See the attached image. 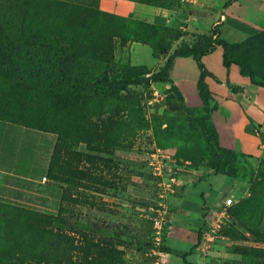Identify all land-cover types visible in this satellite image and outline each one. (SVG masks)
<instances>
[{"label":"rangeland","instance_id":"obj_1","mask_svg":"<svg viewBox=\"0 0 264 264\" xmlns=\"http://www.w3.org/2000/svg\"><path fill=\"white\" fill-rule=\"evenodd\" d=\"M69 1L83 3L110 15L104 26L115 35L112 38L110 62L117 66L134 67L129 71L130 83L122 88H114L112 86L128 79L123 72H108L98 77L97 83L87 94L81 92L76 97L70 91L66 95L60 90L59 94L46 97L35 91L31 96L34 104L25 105L23 97L27 96L22 91L0 89V114L40 129L47 125L44 119L50 116H45V112L39 110L44 106L45 98L51 113L65 100L69 106L75 103L80 106L78 115L75 112L66 114L69 125L66 136L61 140L55 137V144L66 148L67 176L74 180L73 183L65 184L46 177L37 183L16 181L13 187H7L9 198L0 197V221L14 215L17 208L54 214L62 206L66 208L67 224L80 222L79 230L82 233L108 236L120 232L113 236L127 242L131 226L134 225V216L130 211L133 207L126 202L127 197H148L157 202L158 190L147 165L150 153L159 152L169 156V163L173 165L169 168L176 171V184L184 181L188 188L199 181L201 171L198 168L209 169L212 153L207 130L213 111L211 105L214 103L209 101L207 107H203L199 101L196 104V87L193 85L191 89L194 94L189 90L197 70L189 57L182 61L185 66L178 67V73L184 74L181 79L187 89L185 94L170 77L173 60L169 70L163 74V81H153L163 64L151 70L157 63L155 57L163 54L164 62L163 58L175 47L172 45L174 41L171 42L172 46L164 43L166 38L174 36L172 33L156 26L153 21L101 9L99 0ZM155 2L172 9L175 6L174 0ZM253 15L240 12L236 17L248 18ZM237 35V38L241 37ZM148 45L153 52L150 53ZM176 47L183 48L181 44ZM162 49L166 50L162 53ZM243 54L241 52L237 56ZM213 58L214 55H211L201 63L205 69L211 66L215 72ZM257 58L254 67L264 69V55L260 53ZM143 66L153 74H140L144 71ZM232 75L237 79L231 80ZM102 76L106 77V81ZM113 77L115 81L112 82ZM255 79L260 80L258 77ZM107 80L111 82L109 85ZM238 80L240 82H235L238 85L250 82L246 76L237 73L236 66L231 65L229 81ZM211 87L212 90L217 88L215 84ZM88 145L105 148L106 154L111 153V159L91 157ZM76 167L82 173L76 172ZM254 168V177L249 186L246 185L244 196L236 200L232 198L226 219L217 213L207 215L206 211L202 217L194 214L199 204L210 202L207 192L203 191L208 186L202 181L187 193V199H190H185L188 215L181 211L179 205L183 194L180 197L172 193L168 195L164 201V236L159 244H154L146 252V257L150 258L140 261V264H207L210 258L232 259L242 264H264V242L256 230L259 208L264 199V159H258ZM210 175L206 179L209 187L213 190L220 188L221 180L225 177ZM79 177L82 179L79 180ZM64 188L66 200L61 199ZM197 190L201 192L197 194ZM261 223L264 224V214ZM94 224L95 227L91 226ZM75 229L74 226L70 230ZM160 247H165L166 251H160Z\"/></svg>","mask_w":264,"mask_h":264},{"label":"trees","instance_id":"obj_2","mask_svg":"<svg viewBox=\"0 0 264 264\" xmlns=\"http://www.w3.org/2000/svg\"><path fill=\"white\" fill-rule=\"evenodd\" d=\"M132 1L169 8L167 5L157 4L156 0ZM174 4V9L181 7L175 0ZM109 16L103 11L69 0H0V89L22 91L27 97L30 95L28 98L23 97L25 105L34 104L31 96L35 91L46 97L55 95L60 90L66 95L70 91L76 97H79L81 92L87 94L97 83L98 77L108 72L113 74L123 72L128 79L112 87L122 88L130 83L129 71L134 67L117 66L110 62L112 38L115 35L104 28ZM153 22L174 35L166 38L164 43L168 45L182 35L179 29L167 27L161 20ZM214 44L221 46V63L224 67L236 65L240 75L246 76L252 84L264 88V69L254 67L258 55L260 53L264 55V30L239 43L212 40L208 35H201L190 45L182 42L183 48H177L176 45L180 44H176L170 54L164 57L160 73L154 76L153 81H163V74L169 70L175 57H191L198 69L196 92L202 106L207 107L211 95L204 78L211 74L203 67L200 58L212 50ZM148 46L150 53L153 52L151 46ZM165 50L162 49L161 52ZM239 50L240 52H237ZM241 52L244 54L237 56ZM150 72L144 67L140 74L152 75ZM165 77L167 78L166 75ZM255 77L260 80H256ZM102 79L106 81L105 76H102ZM107 83L109 85L111 82L107 80ZM46 99L43 101L42 109H39L40 112H45V116L50 115L44 119L47 125L43 129L1 114L0 120L52 133L61 140L66 136L67 127L69 129L66 114L75 112V115H78L80 106L76 103L69 106L65 100L58 104L56 113L53 114L49 111ZM211 108L214 110L215 104L211 105ZM94 131L96 132V129ZM207 131L211 139L212 153L208 168L215 174L225 175L249 186L255 168H252L245 155L236 148L219 146L211 120ZM55 140L45 177L71 184L74 180L67 176L69 170L66 168V148L59 147ZM87 147L91 150V157L111 159V153L106 154L105 148L94 145ZM115 158L120 159L118 156ZM75 171L82 173L77 167ZM172 188L173 196L182 195L183 185L174 184ZM61 199L66 200L65 188L62 190ZM126 202L133 207L130 211L134 216V225L131 226L127 242L113 236L120 232L108 236L82 233L79 230L82 225L80 222L67 224L66 208L62 206L54 214L17 208L14 215L0 221V264H140V261L150 258L145 254L153 246L151 222L145 217V213L155 202L151 198L141 196H129ZM263 214L264 199L256 221L257 233L264 242V233L259 227ZM74 226L76 229L71 231ZM91 226L95 227L96 224ZM164 232L165 229L162 237ZM160 251H166V248L160 247ZM216 261H219L217 264H242L237 260L222 258H210L207 264H215Z\"/></svg>","mask_w":264,"mask_h":264},{"label":"crops","instance_id":"obj_3","mask_svg":"<svg viewBox=\"0 0 264 264\" xmlns=\"http://www.w3.org/2000/svg\"><path fill=\"white\" fill-rule=\"evenodd\" d=\"M175 1L181 4L179 9H165L131 0H99V7L116 14L146 19V21L161 20L165 26L179 29L182 35L174 41L173 46L182 44V42L190 45L196 42L198 36L201 35H208L212 40L219 39L227 43H239L264 30V0ZM240 12L254 15L248 18L236 17ZM237 34H240L241 37L237 38ZM221 52V46L214 44L213 49L200 58V61L208 60L211 55H214L213 61L216 66L215 72L210 65V67H206L211 75L204 78L211 95V102L215 104V109L211 113V121L217 133L219 146L236 148L245 155L246 160L253 168L258 159H264V88L247 81L241 82V85L235 83L240 82L239 80L229 81L231 65H236L230 64L228 67H224L221 63ZM185 58L188 57H175L170 70L172 82L179 87L183 94L187 92V89L184 80L181 79L184 74L178 73V67L185 66L182 64ZM189 58L194 62L191 57ZM156 59L157 63L151 67V70L162 63L161 56ZM194 65L196 67L195 62ZM196 70L197 76L192 79V87L189 90L193 94L191 89H193V85L195 86L198 77L197 67ZM237 73L239 74L238 68ZM234 78L237 79L232 75L231 80ZM212 84H215L217 88L212 90ZM194 99L196 104L198 101L200 102L198 95ZM54 140L55 135L52 133L0 120V197L9 198L7 187H13L16 181L37 183L45 178ZM198 170L201 171L199 181L208 186L203 191L207 192L210 202L203 201L202 205L199 204L195 208V215L202 217L205 211L207 215L218 213L223 194L231 195L234 200L244 196L247 187L239 181L220 174L225 177L221 180L223 183H220V188L213 190L209 187L206 179L211 176L210 174L215 173L210 169L198 168ZM198 182L191 188L195 189ZM177 185L184 186L179 205L181 211L188 215L190 213L185 199H187V193L191 188H188L184 181H179ZM200 192L197 190V194ZM259 227L264 233V224Z\"/></svg>","mask_w":264,"mask_h":264},{"label":"built area","instance_id":"obj_4","mask_svg":"<svg viewBox=\"0 0 264 264\" xmlns=\"http://www.w3.org/2000/svg\"><path fill=\"white\" fill-rule=\"evenodd\" d=\"M147 165L152 175L156 179V189L158 190L157 202L153 206L146 209L145 217L151 222L152 227V244H159L163 234L165 223V204L166 197L173 192L172 186L176 184V171L173 165L169 162V156L159 152L149 154ZM231 195L223 194L217 213L223 218H228L227 208L232 204ZM218 221V220H217ZM214 235L213 233L211 234ZM210 236V235H209ZM211 239V238H207Z\"/></svg>","mask_w":264,"mask_h":264}]
</instances>
